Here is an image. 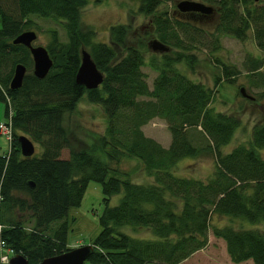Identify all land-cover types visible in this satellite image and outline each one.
Instances as JSON below:
<instances>
[{
  "label": "trees",
  "instance_id": "1",
  "mask_svg": "<svg viewBox=\"0 0 264 264\" xmlns=\"http://www.w3.org/2000/svg\"><path fill=\"white\" fill-rule=\"evenodd\" d=\"M136 1V12L149 16L153 37L168 46L149 52L146 61L145 44L126 40L128 23L110 24L109 41L94 40L95 29L80 26L79 10L86 0H0V101L4 115L11 109L10 144L0 154V238L28 264L69 248L68 208L79 204L87 182L94 180L100 184L103 207L99 230L88 242L92 251L82 264H182L205 245L208 229L222 238L232 262L250 258L264 264V229L257 226L264 225V120L252 124L247 139L222 151L239 119L215 109L213 90L178 66L184 62L191 68L198 47L217 50L220 34L243 39L251 30L262 56L249 55L244 62L249 83L263 88L256 97H264V2L200 0L214 7L209 28L190 15L156 12L169 0ZM30 14L59 20L65 32L61 40L55 28L49 29L44 47L52 64L41 78L31 72L27 47L11 42L32 29ZM81 46L102 73L95 87L74 80ZM215 61L224 80L236 73L233 65ZM16 62L25 65V72L20 86L11 89L8 81ZM145 63L156 72L150 85L141 69ZM83 94L100 106L106 122L96 143L62 157L67 141L62 113L73 109ZM153 117L166 124V146L141 129ZM17 134L28 136L40 150L23 156ZM208 154L213 163L205 178L173 169L181 157ZM120 156L136 158L149 179L134 181L111 166ZM115 193L120 197L111 205L108 200ZM14 209L28 212L29 228L23 218L14 217ZM213 215L254 226L216 224ZM142 230L145 235L137 234Z\"/></svg>",
  "mask_w": 264,
  "mask_h": 264
},
{
  "label": "rangeland",
  "instance_id": "2",
  "mask_svg": "<svg viewBox=\"0 0 264 264\" xmlns=\"http://www.w3.org/2000/svg\"><path fill=\"white\" fill-rule=\"evenodd\" d=\"M169 0L160 4L156 12L166 11L170 15L181 17L174 12L175 2ZM264 2L263 0H256ZM136 0H86L79 10V24L95 29L94 40L109 41L108 26L113 23H128L129 32L126 40L130 44H135L137 40L145 44L143 48L145 61L149 52L153 51L148 47L147 42L153 38L152 29L148 15L136 12ZM180 15V16H179ZM185 15V14H184ZM32 20V29L36 31L34 44H46L49 39V29L55 28L61 40L65 39V32L60 25V21L49 17H42L35 14L29 15ZM197 19V18H196ZM215 15L203 19H197L204 26L211 28ZM220 47L217 50H210L209 47L201 46L193 51L196 59L192 62L191 68L184 62L178 66L186 72L192 79L200 80L209 86L214 93L211 105L218 110L234 114L239 119V124L233 132L231 139L222 148V151L230 150L237 142L248 138L250 128L253 123L264 120V97H256L257 91H261L262 86H253L249 83L245 58L249 55L261 57L262 52L256 46L251 30L246 31L243 39L235 38L229 34L219 35ZM84 47V46H82ZM85 48V47H84ZM122 53L123 50L121 49ZM215 57L222 62L233 65L236 73L224 80L221 76V64L215 61ZM141 69L146 74L147 83H151L155 71L145 63ZM192 69V72H191ZM264 70V65L260 67ZM242 86L244 91L253 98L242 96L238 88ZM4 102L0 101V120H4ZM106 119L100 106L86 100L85 95L76 102L73 109H65L60 121L66 136V146L60 151V156L66 157L70 149L86 148L92 143H96V138L102 132ZM145 135L153 137L161 145L166 146L169 142V132L163 119L153 117L141 126ZM195 131V130H194ZM195 133H197L195 131ZM200 140V134L197 133ZM34 151L38 152L40 146L33 142ZM8 149V141L4 135L0 134V154ZM103 157L104 154L100 153ZM111 166L117 167L120 171H125L134 181L149 179L145 170L142 169L138 160L131 156H120L118 161H110ZM212 156H184L179 158L173 166L177 174L205 178L212 169ZM100 184L97 181L89 180L85 186L82 197L78 205L70 206L67 212L66 246L72 247L78 244L88 243L98 232L97 221L103 202ZM120 197V193L112 194L108 203L115 204ZM27 211L20 212L13 210L15 218L21 217L25 228L31 226V220L27 217ZM212 221L216 224L229 222L227 216L213 215ZM230 222L236 225L252 227L254 224L233 218ZM245 222V223H244ZM264 229V225L258 224ZM137 234H146V231H139ZM182 264H254L250 258L238 262H232L225 250L224 241L220 237L207 231V241L204 246L195 250Z\"/></svg>",
  "mask_w": 264,
  "mask_h": 264
},
{
  "label": "water",
  "instance_id": "3",
  "mask_svg": "<svg viewBox=\"0 0 264 264\" xmlns=\"http://www.w3.org/2000/svg\"><path fill=\"white\" fill-rule=\"evenodd\" d=\"M175 8L178 11H190L202 14L214 12V7L211 4L204 3L200 0H178L175 2ZM35 37L36 31L34 29H25L16 34L11 39V42L21 43L27 47L32 60L31 72L36 77L41 78L49 70L52 60L44 45L32 43ZM147 45L153 51H165L168 49V46L156 37L149 39ZM24 72L25 65L21 62H16L8 81V87L11 89L19 87ZM101 79V71L96 67L88 50L81 46L79 49V63L74 74L75 82L83 85L85 88H91L97 86L101 82ZM238 90L242 96L253 98L244 91L242 86ZM16 140L20 153L23 156H29L33 153L34 145L28 136L25 134H17ZM28 183L33 185L31 181H28ZM91 251L92 245L90 243L78 244L61 252L45 256L33 264H82ZM6 264H28V262L21 253L15 252L9 256Z\"/></svg>",
  "mask_w": 264,
  "mask_h": 264
},
{
  "label": "built area",
  "instance_id": "4",
  "mask_svg": "<svg viewBox=\"0 0 264 264\" xmlns=\"http://www.w3.org/2000/svg\"><path fill=\"white\" fill-rule=\"evenodd\" d=\"M11 110H8L5 120L0 121V133L9 141L11 138V124H10ZM0 223V230H1ZM12 249L5 245L3 239L0 238V264H5L11 254Z\"/></svg>",
  "mask_w": 264,
  "mask_h": 264
},
{
  "label": "flooded vegetation",
  "instance_id": "5",
  "mask_svg": "<svg viewBox=\"0 0 264 264\" xmlns=\"http://www.w3.org/2000/svg\"><path fill=\"white\" fill-rule=\"evenodd\" d=\"M174 12H176V13H180L182 16L181 17H183V16H185V15H190V16H193V17H195V18H199V19H201L202 17H208V16H210L211 14H213V13H209L208 15L207 14H199V13H197V12H190V11H178L177 9H174L173 10ZM185 14V15H184ZM180 16V15H179ZM196 16H198V17H196Z\"/></svg>",
  "mask_w": 264,
  "mask_h": 264
}]
</instances>
